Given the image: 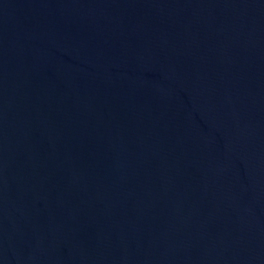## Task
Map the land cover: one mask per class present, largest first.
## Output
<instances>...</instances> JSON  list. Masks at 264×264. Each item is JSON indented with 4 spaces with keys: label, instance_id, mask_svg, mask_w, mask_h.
Returning a JSON list of instances; mask_svg holds the SVG:
<instances>
[{
    "label": "water",
    "instance_id": "95a60500",
    "mask_svg": "<svg viewBox=\"0 0 264 264\" xmlns=\"http://www.w3.org/2000/svg\"><path fill=\"white\" fill-rule=\"evenodd\" d=\"M0 264H264V0H0Z\"/></svg>",
    "mask_w": 264,
    "mask_h": 264
}]
</instances>
